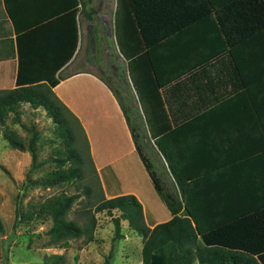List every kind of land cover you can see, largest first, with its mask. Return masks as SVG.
Wrapping results in <instances>:
<instances>
[{"label": "crops", "instance_id": "crops-1", "mask_svg": "<svg viewBox=\"0 0 264 264\" xmlns=\"http://www.w3.org/2000/svg\"><path fill=\"white\" fill-rule=\"evenodd\" d=\"M90 3L0 0V89L14 88L18 71L26 82L48 83L54 68H59L54 74L58 83L52 90L84 132L104 197L133 194L143 207L147 225L153 227L172 214L136 150L117 98L104 79L79 66V50L91 32L93 15L91 18L87 12L92 9L86 8ZM115 5L116 0L112 22ZM76 27L77 46L65 62L74 46ZM203 30H196L194 40L186 41L198 49L197 55L186 54L179 63L172 61L175 69L166 63L159 94L170 126L171 160L182 165L180 177L228 180V184L218 181L212 188L199 185L200 195L222 194L209 206L202 203L200 209L236 218L241 209L264 202L263 189L250 182L264 175V49L253 47L262 53L252 57L249 40L243 39L239 45L244 51H238L232 45L234 40L228 41L221 29H212L210 40L200 35ZM194 63V69L186 68ZM252 65L260 66L261 71ZM170 73L184 74L170 81L166 76ZM151 143L158 174L165 186L173 187L175 177L168 159ZM224 194L227 197H221ZM120 221V231L123 222L130 229L127 220ZM60 263H64L63 257Z\"/></svg>", "mask_w": 264, "mask_h": 264}, {"label": "trees", "instance_id": "trees-1", "mask_svg": "<svg viewBox=\"0 0 264 264\" xmlns=\"http://www.w3.org/2000/svg\"><path fill=\"white\" fill-rule=\"evenodd\" d=\"M92 13L93 9L90 13L87 12V16L92 18ZM201 28L204 30L200 35H206L209 40L212 29H221L224 37H229L228 41L234 40L231 41L232 45L235 44L238 51H244L239 43L243 39L249 40L252 57H258L262 51L253 47L264 49V0H116L114 40L119 54L126 62L138 107L131 105L130 101H124L122 92L106 83L121 106L136 150L172 217L150 227L145 221L141 203L133 194L104 198L90 154L87 153L91 170L96 177L93 183L97 189L94 192L90 185H83L82 192L76 190L70 194L58 193L40 204H34L39 209L35 220L51 221L50 228L45 231L49 245L67 247L70 238L81 236L86 237L87 241L92 240L96 219L90 208L82 204L81 214L85 219L83 223L68 217L75 201L81 195H86L89 201L91 198H100L95 211H105L109 215H113V210L119 212L113 218L117 238L123 237L120 233L122 219L127 220L129 228L142 238L140 264H264V206L259 208L264 202L253 209H241L235 214L236 218L222 217V212L214 210H201L202 203L209 206L215 201V197L219 199L222 194L200 195L199 185L212 188L218 181L223 184H228L229 181L180 177L182 165L171 160L170 126L159 94V88L163 86L161 71L166 63L170 64V69H175L173 62L179 63L182 56L198 54V49H192L186 41L194 40L196 30ZM75 30L74 46L65 62L72 57L77 46V27ZM195 66L194 63L186 68L190 70ZM252 67L261 71L260 66ZM57 69L59 68H54L52 77H48L51 79L48 83L26 82L18 71L16 86L0 89V129H5L3 136L12 147L30 154L31 163L27 172L47 162L53 164L54 169L41 182L44 187L54 188L62 183H71L77 188V183L83 179L85 165V158L74 143L75 127L79 126V122L52 90L58 83V79L54 77ZM183 74L170 73L166 76L172 81ZM124 86L125 92H129V85L124 83ZM22 103L45 110L54 122L65 147L64 156L46 158L36 163L37 135L34 134L25 145L16 132L8 128L7 119L11 113L15 114L14 120L19 121ZM131 112L143 121L148 139L167 157L168 166L175 177L173 189L163 184L152 160L142 149V139L145 137L131 117ZM261 172L264 173V168H261ZM250 182L259 185L264 191V175L251 178ZM27 183L34 182L26 181L22 186ZM224 195L221 197H227V194ZM17 202L14 229L19 222L27 223L33 219L30 210L25 213L19 211ZM61 259L62 256L56 254L50 264H59Z\"/></svg>", "mask_w": 264, "mask_h": 264}, {"label": "rangeland", "instance_id": "rangeland-1", "mask_svg": "<svg viewBox=\"0 0 264 264\" xmlns=\"http://www.w3.org/2000/svg\"><path fill=\"white\" fill-rule=\"evenodd\" d=\"M114 4L115 0H91L86 7L93 9V19L90 21L91 32L85 36L78 53L81 62L79 66L94 71L108 82L111 88L122 92L124 101L127 103L130 101L131 105L138 107L135 93L126 75V63L119 54L114 40L112 22ZM124 83L129 85V92H125ZM14 117L15 114L11 113L7 119L8 128L14 130L25 145L34 134L37 135L36 163L66 154L54 122L42 107L35 109L28 103H22L19 108V121H15ZM131 117L137 122L145 137L142 139L144 144L142 149L159 173L156 161L158 159L152 152L154 146L144 131L145 125L132 112ZM4 131V128L0 129V264H50L56 254L63 257L64 263L60 264H140L142 238L131 232L125 222L121 224L120 231L123 237L117 238L113 218L117 217L119 212L114 210L113 215H109L105 211H95V205L100 198H91L89 201L86 195H81L68 215L70 219L83 223L85 219L81 214L82 204L91 209L96 226L90 241L81 236L70 238L67 247L57 248L49 245L45 231L50 228L51 221L35 220L39 209L34 204H40L44 199L58 193L70 194L76 190L82 192L83 185H90L93 192L97 189L93 183L96 177L87 158L90 148L79 126L75 127L74 143L82 152L85 165L83 179L77 183V188L71 183H62L54 188L44 187L41 182L54 169L53 164L47 162L27 172L31 163L30 154L12 147L4 138ZM26 181L34 183H27L23 187L22 183ZM167 186L173 189L171 185ZM16 202L19 203V211L25 213L30 210L34 220L27 223L21 221L14 229Z\"/></svg>", "mask_w": 264, "mask_h": 264}]
</instances>
